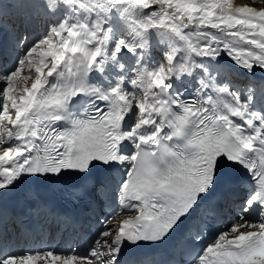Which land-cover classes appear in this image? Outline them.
Segmentation results:
<instances>
[{"label":"snow or ice","instance_id":"snow-or-ice-1","mask_svg":"<svg viewBox=\"0 0 264 264\" xmlns=\"http://www.w3.org/2000/svg\"><path fill=\"white\" fill-rule=\"evenodd\" d=\"M42 7L45 32L31 44L21 37L15 66L0 67V201L46 206L63 195L48 186L66 183L99 230L83 256L3 251L0 264H125L126 249L159 248L181 232L188 245L166 264H264V106L251 89L218 80L225 56L248 73L264 70V10L231 0ZM153 34L170 46L158 62ZM20 79L33 82L17 95ZM6 137L19 143L3 147ZM113 169L123 170L121 207L105 213L93 208L94 193L104 186L98 173ZM243 179L260 191L223 206L235 211L233 224L210 240L211 224L188 228L198 214L216 216L213 201Z\"/></svg>","mask_w":264,"mask_h":264},{"label":"bare ground","instance_id":"bare-ground-1","mask_svg":"<svg viewBox=\"0 0 264 264\" xmlns=\"http://www.w3.org/2000/svg\"><path fill=\"white\" fill-rule=\"evenodd\" d=\"M19 1V0H18ZM23 1V0H22ZM21 1V2H22ZM257 1V0H256ZM254 2H255V0H231V3H232V6L234 7V8H240V7H245V6H247V7H252V8H254V9H256L257 11H260V10H264V0H261L260 1V3H258V5H256V6H254ZM150 43H151V51H153V55H154V52L156 51L157 53H159V50H160V56H161V54L165 51V50H170V46L166 43V42H164V41H162L161 39H160V37L158 36V35H155V34H153L152 36H151V38H150ZM154 62H155V60H153ZM220 67H221V69H222V71H221V75L218 77V79L220 80V81H224V77L225 78H227L228 76H229V71L228 70H234V69H238V70H240V71H242V76H243V78L244 79H248V72H246L245 70H243V69H241V68H239L238 66H236L235 64H234V62H232L228 57H224V59H223V62H222V64L220 65ZM261 72H264V70H261V69H259V68H257V69H255L252 73H256V75L255 76H253V78L255 79V84H254V86H258L259 88L261 87L262 88V82L263 81H261L260 80V75H259V73H261ZM181 79L183 80L184 79V77H181ZM222 79V80H221ZM214 92V91H213ZM213 92H210L209 94L210 95H216L215 93H213ZM6 140H7V137H6ZM13 141V143L15 142V140L14 139H12V140H8L7 142L8 143H11ZM241 230H243V229H241ZM50 264V263H49Z\"/></svg>","mask_w":264,"mask_h":264},{"label":"rangeland","instance_id":"rangeland-1","mask_svg":"<svg viewBox=\"0 0 264 264\" xmlns=\"http://www.w3.org/2000/svg\"><path fill=\"white\" fill-rule=\"evenodd\" d=\"M2 1L4 2V0H2ZM5 1L7 2V1H18V0H5ZM260 1L261 0H257V1L255 0L254 6L258 5V3H260ZM45 2H46V0H33V2H29V3L26 4L27 6H30L33 11L36 12L35 15H34L35 25L41 24L43 22V20H45V21L49 20L50 21L49 16L44 15V9H43L42 5ZM12 10L13 9H11V11ZM46 27L44 28V32L46 30ZM153 51H152V53H153ZM159 53H160V50H159ZM32 82H33L32 80L24 81L23 79H20L17 83H18V86L20 85V83L24 84L23 88H25V87H29L30 88ZM23 88H22L20 93L23 92ZM6 144H8V142Z\"/></svg>","mask_w":264,"mask_h":264}]
</instances>
